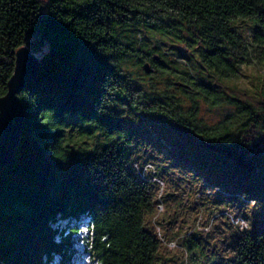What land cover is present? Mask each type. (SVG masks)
<instances>
[{
  "label": "trees",
  "instance_id": "1",
  "mask_svg": "<svg viewBox=\"0 0 264 264\" xmlns=\"http://www.w3.org/2000/svg\"><path fill=\"white\" fill-rule=\"evenodd\" d=\"M161 38L196 55L195 74L184 53L179 59L163 49L177 43ZM22 44L39 68L18 93L20 139L0 170V264H50L54 256L64 264L74 247L63 230L75 231L83 217L99 264H158L161 243L180 247V264H264V218L250 230L241 212L264 193L250 192L264 179V98L221 77L245 63L264 64V0H0V95ZM133 57L143 69L148 61L149 73L162 67L176 75L179 91L136 83L140 77L125 66ZM201 101L233 108L209 122L199 114ZM137 148L145 160L128 159ZM183 155L195 173L204 171L195 176L196 194L222 203L209 221L219 213L228 218L211 249L196 233L208 224L200 216L194 226L174 223L165 201L164 173L173 160L181 173L190 168ZM134 161L153 164L148 178ZM166 211L167 223L178 227L169 237L157 220ZM210 251L216 258L202 260Z\"/></svg>",
  "mask_w": 264,
  "mask_h": 264
},
{
  "label": "rangeland",
  "instance_id": "2",
  "mask_svg": "<svg viewBox=\"0 0 264 264\" xmlns=\"http://www.w3.org/2000/svg\"><path fill=\"white\" fill-rule=\"evenodd\" d=\"M148 33H153V31H150ZM142 36L143 35L140 34V37ZM161 39L163 40L162 43H177L173 46L164 45L163 49L168 51V53L170 54L172 53V55L176 57H178L181 53H184L187 56L186 58H184L185 61L187 60L190 61L191 64L188 66L191 68L190 70L195 74L196 71L193 70H196L195 67H197L199 64L196 55L190 50H187L186 46L181 44L180 42H176L175 40L168 42L167 39H163V38ZM148 42L153 43V38H151L150 41L146 40L145 43L143 44L145 45ZM166 56L170 57L169 54H166ZM125 66L133 76L140 77L136 79V83L142 84L144 85V87H148L149 86L148 84L151 83L159 89L179 91L174 85H172L174 84L173 82L175 80H178V77H176V75L167 72L165 68L162 67H160L159 69L156 68L155 70L153 69V72L149 73L150 71H152V68L148 71L144 70L140 65V63H138L136 57L128 59L125 62ZM193 73L190 74L195 76ZM186 74L189 75L188 72ZM221 77L222 80L227 84L244 87L249 92H251L255 97L264 98V64L262 63L242 64L239 66L238 72L236 74L221 76ZM120 100L121 99H119L118 101ZM133 104L134 103H128V107L123 108L126 114H130L129 108H131ZM232 108L233 106L228 104L211 106L205 103L204 101H201L199 105V114L204 120L212 122L219 120L228 111L232 110ZM157 125L155 126L157 127ZM166 126L172 128L174 127V123L172 122L171 125L167 123ZM163 132L166 133L167 135L170 134V130L168 128L164 129ZM76 136L77 134H73V137ZM147 156L148 154L145 151L137 148V150H131V152L128 154V159L136 157V159H138L139 161H143L145 160L144 158H146ZM151 157L153 158V156ZM183 157L186 158L185 160L187 164L190 166V168H185L181 173L180 169L176 168L177 166L175 163L177 161H175L174 159L170 165L169 171L166 170V172L164 173L167 182V185L164 190V197L165 196L166 198L168 197L167 199H165V201L166 200L169 201V210L172 212L171 217L175 219L174 223L177 221L176 219H178L184 222V224H190L191 226H194V224H196L197 217L200 216L201 217L200 222L202 224L204 223L208 224L206 225V229L199 228V230H196V233L202 236V238L205 240L204 241L205 246L207 248L210 247L211 249V246H214L215 243L221 240L222 236L224 235L225 231L222 230V226L225 225V223L228 221V218L225 214L219 213L217 216L214 217L213 220L209 221V212L212 210L214 205L217 203L215 206V210L217 211L222 208V203L218 202V200L216 199H213L214 197L213 195L207 194L208 196H206L205 194H202L200 196L196 194V188L198 187V183L200 180L198 178H195V176L200 177L202 175V172L204 171L198 170L197 173H195L194 169H196V167L188 159L187 156L183 155ZM183 157L179 156L178 158L182 159ZM170 174L172 175V177H170ZM205 174L209 179L214 180L213 177L210 178L209 174L207 173ZM152 176L154 179H156L155 175L152 174ZM262 185H264V179L261 183V186ZM261 186L258 187V189L256 190H251L250 192L257 194L259 191H264V187L261 188ZM229 188L232 189L231 187ZM172 190L174 192L168 194V191L170 192ZM153 194L154 197L157 198V188L153 190ZM216 194L214 195L216 196ZM263 194L264 193L262 192L256 196L257 201L255 203H247L245 206L241 207L242 210L241 212L247 214V220H248L247 227L250 230H254L259 225V223L262 222L264 218V199H260L261 195ZM233 202H237V201L234 200ZM157 206H159V204ZM151 215H152V211L150 210L146 211L144 215L145 224L148 226L153 223L151 220ZM169 219L170 218L168 217L167 211L166 213L165 212L160 213L157 217V220L160 222L162 231L165 233L167 237H169L170 235H176V232L178 231V227L175 224L169 225L167 223ZM235 221L237 220L235 219ZM244 221H245L244 218L241 219V222H243V224L245 223ZM166 225L168 227L169 226L171 227L167 228ZM75 235L76 234H72L70 237L74 238ZM169 244L170 245L175 244L174 240H171ZM181 254L182 253L180 247L174 246L168 248L161 243L159 246L158 253L156 252L155 260L158 264H180L182 258ZM54 257L56 258L57 256ZM91 258L93 264H95L97 261L96 258L94 257ZM201 258L202 260L211 262L216 258V256L215 254H213L212 251H210L207 255H202ZM223 262L224 264H230L229 260L225 258L223 259Z\"/></svg>",
  "mask_w": 264,
  "mask_h": 264
},
{
  "label": "water",
  "instance_id": "3",
  "mask_svg": "<svg viewBox=\"0 0 264 264\" xmlns=\"http://www.w3.org/2000/svg\"><path fill=\"white\" fill-rule=\"evenodd\" d=\"M38 64V56L26 44L16 48L7 90L0 95V170L15 154L20 139L24 111L18 93L36 76ZM143 67L150 70L148 61L143 63Z\"/></svg>",
  "mask_w": 264,
  "mask_h": 264
},
{
  "label": "built area",
  "instance_id": "4",
  "mask_svg": "<svg viewBox=\"0 0 264 264\" xmlns=\"http://www.w3.org/2000/svg\"><path fill=\"white\" fill-rule=\"evenodd\" d=\"M134 165L138 168L140 175L143 177H147V178L149 177L147 171L149 169H151V170L153 169V164L150 161H146V163L145 164L143 163L142 165H138V163L136 161H134ZM151 178H153L152 175H151ZM156 179H158L157 176H156ZM160 182L163 183L162 180H160ZM158 207H159V209H161L162 205L159 204ZM241 223H243V222H241ZM82 225H83V230H84L83 233L85 234L84 239L82 241H83V243L86 244L87 251L89 252V250H88L89 246L87 244V237H88V232H89V219L86 217H83ZM95 264H97V261ZM98 264H99V261H98Z\"/></svg>",
  "mask_w": 264,
  "mask_h": 264
},
{
  "label": "clouds",
  "instance_id": "5",
  "mask_svg": "<svg viewBox=\"0 0 264 264\" xmlns=\"http://www.w3.org/2000/svg\"><path fill=\"white\" fill-rule=\"evenodd\" d=\"M66 229H67V228H66ZM64 230H65V229H64ZM64 230H63V233L66 234V233L64 232ZM70 240H71V238H70ZM71 241H72V240H71ZM72 246H74V245H73V242H72Z\"/></svg>",
  "mask_w": 264,
  "mask_h": 264
}]
</instances>
